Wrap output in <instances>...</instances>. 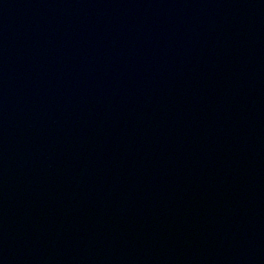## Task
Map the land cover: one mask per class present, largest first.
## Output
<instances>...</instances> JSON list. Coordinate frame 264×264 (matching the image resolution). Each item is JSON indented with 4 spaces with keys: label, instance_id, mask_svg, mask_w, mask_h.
<instances>
[{
    "label": "water",
    "instance_id": "95a60500",
    "mask_svg": "<svg viewBox=\"0 0 264 264\" xmlns=\"http://www.w3.org/2000/svg\"><path fill=\"white\" fill-rule=\"evenodd\" d=\"M0 264H264V0H0Z\"/></svg>",
    "mask_w": 264,
    "mask_h": 264
}]
</instances>
